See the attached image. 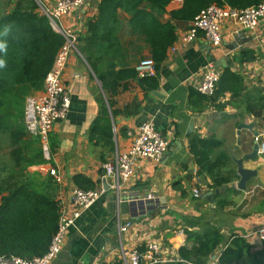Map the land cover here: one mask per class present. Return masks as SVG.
<instances>
[{
	"label": "crops",
	"instance_id": "crops-1",
	"mask_svg": "<svg viewBox=\"0 0 264 264\" xmlns=\"http://www.w3.org/2000/svg\"><path fill=\"white\" fill-rule=\"evenodd\" d=\"M101 1L86 0L83 7L59 21L62 30L75 34L77 43L76 49L69 53L63 74L71 107L67 120L56 124L50 135V147L53 144L57 147L51 150L52 163L47 168L56 169L62 177L59 197H63L70 213L75 209L70 203L71 192L77 188L74 176L90 178L96 183L95 190H105V194L69 229L54 264H116L121 262L122 247L132 252L144 250L149 243L159 245L164 262L175 260L179 249L186 245L185 230H201L206 225L219 228L225 239L239 234L255 250L261 249L262 243L254 232L264 226V155L242 162L243 168L252 173L244 189L238 187L239 177L232 185L213 190L209 189L211 178L197 174L190 145L196 138L218 139L223 143L220 150L231 157L230 167L239 174L238 161L252 153L256 144L254 132L264 142V121L247 113L245 103L232 105L230 94L202 105L194 104L190 96L197 91L202 68L210 63L221 72L231 69L240 76L243 94H264V21L255 30H240L233 22H226L224 41L219 47L213 46L203 34L195 41H184L192 22L172 21L178 38L158 73L159 88L150 91L143 88L140 75L123 82L124 87L113 99V109L118 112L126 107H140V111L133 117L112 115L115 152L103 162L101 155L107 149L91 139V131L100 112L99 98L108 102L101 81L80 50L86 46L88 21L98 16ZM181 7L182 4L171 3L161 21H171V12ZM119 19L122 51L118 61L136 70L141 62L153 60L151 49L144 37L131 29L128 14L119 11ZM120 68L121 65L116 70ZM147 121H154L156 129L169 140L168 152L158 162L141 160L135 175L123 184L120 192L111 189L105 165L117 151L124 152L132 146ZM240 124L255 125L254 131H242L241 146L237 135ZM194 190H199L203 197L196 198ZM210 192L212 197L205 198ZM149 196L153 209L146 213L133 211L135 199ZM220 202L226 203L221 206ZM127 223L132 226L121 235L119 225ZM221 253L222 250L217 251L209 264H217Z\"/></svg>",
	"mask_w": 264,
	"mask_h": 264
},
{
	"label": "trees",
	"instance_id": "trees-1",
	"mask_svg": "<svg viewBox=\"0 0 264 264\" xmlns=\"http://www.w3.org/2000/svg\"><path fill=\"white\" fill-rule=\"evenodd\" d=\"M173 2L102 0L98 16L88 21L86 46L80 50L101 81L108 102L99 98L100 112L91 131V139L107 149L101 155L103 162L115 152L112 115L133 117L140 111V107H126L122 112L113 109V99L124 87L123 82L140 77L135 69H128L118 61L122 51L119 11L131 17V29L142 35L151 49L156 74L139 78L142 87L150 91L159 88L158 73L178 38L172 21L193 22L212 5L246 10L264 0H183L182 7L171 12V21L164 23L161 17ZM65 44V37L53 28L37 0H8L6 5L0 2V257L27 260L42 257L59 230L61 187L50 172L41 171L52 161L45 159L40 138L29 133L25 111L27 98L44 90L45 80ZM120 65L122 68L116 70ZM243 91L240 76L225 69L213 98L197 91H192L190 97L194 104L202 105L230 94L232 105L245 103L247 113L264 121V94H243ZM5 145L8 152L3 154ZM222 145L214 137L196 138L190 145L197 174L208 175L212 180L209 189L213 190L239 179L230 167L229 153L220 150ZM56 147L53 144L51 150ZM73 182L84 191L96 189V183L83 175L74 176ZM221 202V206L226 203ZM185 234L186 245L179 249L178 258L157 264H209L219 250L222 253L217 264H264V242L261 249L255 250L244 236L233 234L225 239L221 230L212 225L201 230L186 229Z\"/></svg>",
	"mask_w": 264,
	"mask_h": 264
},
{
	"label": "built area",
	"instance_id": "built-area-1",
	"mask_svg": "<svg viewBox=\"0 0 264 264\" xmlns=\"http://www.w3.org/2000/svg\"><path fill=\"white\" fill-rule=\"evenodd\" d=\"M41 11L49 19L53 28L61 33L66 44L60 51L55 64L45 80L44 90L27 98L25 122L29 133L39 137L42 143L43 153L46 160H52L50 147V135L56 124L67 120L70 107L71 95L64 83L63 74L69 58V53L76 49L77 38L72 31L62 30L59 21L80 9L86 0H37ZM182 4L183 0H175ZM231 21L240 30H255L264 21V3L246 10H237L230 7H219L212 5L203 10L192 22L189 32L184 41L192 42L199 34L219 47L224 41L223 28L226 22ZM136 71L141 76H155V63L153 60L141 62ZM221 71L212 63L205 65L201 70V81L197 85V92L207 98H213L218 89ZM259 145L258 155H264V142L261 136L255 137ZM170 148L169 140L160 133L154 121L145 122L138 136L134 139L132 146L124 152L117 151L113 159L105 165L106 177L112 183L110 188L120 192L124 183H127L136 172L141 160L160 161ZM43 172H50L59 184L63 182L62 177L54 168H42ZM103 191H84L75 188L71 192L70 203L74 206L72 213L68 212L63 197H59L61 206V217L59 230L54 236L49 251L42 257L32 260L18 257H0V264H54L55 259L63 250V246L69 229L82 216L83 212L93 206L103 195ZM196 198H202L199 190H194ZM152 198L151 196L148 197ZM132 224L119 225V233H127ZM260 242H264V226L254 232ZM249 235L248 237H250ZM164 262L161 258V249L157 243H149L143 251L136 250L128 252L121 248L122 264H157Z\"/></svg>",
	"mask_w": 264,
	"mask_h": 264
},
{
	"label": "water",
	"instance_id": "water-1",
	"mask_svg": "<svg viewBox=\"0 0 264 264\" xmlns=\"http://www.w3.org/2000/svg\"><path fill=\"white\" fill-rule=\"evenodd\" d=\"M154 94L156 96H159V92L155 91ZM254 127L255 125L254 124H240L238 126V130H237V135H238V145L241 146V133L243 130H250V131H254ZM254 136L257 137L258 134L257 132H254ZM258 150H259V145L258 144H255L254 147H253V152L250 153V154H247L243 160H240L238 161V175L239 177L241 178L239 183H238V187L240 189H244L245 187V184L247 182V180L249 179V177L252 175V173L248 170H245L242 166V162L244 160H249V159H255L258 157ZM216 193H219V190L216 191ZM213 193L210 192L208 194L205 195V198L207 199H210L212 197ZM153 201L152 199H149V198H137L134 200L132 206L134 207L133 211H143L145 210V213L147 211H150L151 209H153Z\"/></svg>",
	"mask_w": 264,
	"mask_h": 264
},
{
	"label": "rangeland",
	"instance_id": "rangeland-1",
	"mask_svg": "<svg viewBox=\"0 0 264 264\" xmlns=\"http://www.w3.org/2000/svg\"><path fill=\"white\" fill-rule=\"evenodd\" d=\"M7 1L8 0H0V2L2 3H4V5H6V3H7ZM44 1V0H43ZM8 151H7V145H5L4 147H3V154H6ZM8 159V158H7Z\"/></svg>",
	"mask_w": 264,
	"mask_h": 264
}]
</instances>
